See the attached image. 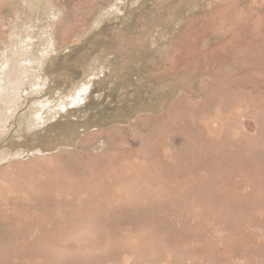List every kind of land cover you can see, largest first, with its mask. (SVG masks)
Returning a JSON list of instances; mask_svg holds the SVG:
<instances>
[{
	"label": "rangeland",
	"instance_id": "obj_1",
	"mask_svg": "<svg viewBox=\"0 0 264 264\" xmlns=\"http://www.w3.org/2000/svg\"><path fill=\"white\" fill-rule=\"evenodd\" d=\"M0 264H264V0H0Z\"/></svg>",
	"mask_w": 264,
	"mask_h": 264
},
{
	"label": "bare ground",
	"instance_id": "obj_2",
	"mask_svg": "<svg viewBox=\"0 0 264 264\" xmlns=\"http://www.w3.org/2000/svg\"><path fill=\"white\" fill-rule=\"evenodd\" d=\"M157 154V153H156ZM51 191V190H50ZM49 194V193H48ZM44 201V200H43ZM44 202H46V201H44ZM39 203H41V202H39ZM47 203V202H46ZM45 206V205H44ZM46 206H48V204H46ZM56 206V205H55ZM35 208H37L38 207V205H37V207L36 206H34ZM33 207V208H34ZM54 207V206H53ZM47 208H49V206L47 207ZM46 208V209H47ZM54 208H56V207H54ZM59 208V207H58ZM20 209H21V206H20ZM59 210V209H58ZM44 211V210H43ZM93 212V211H92ZM21 213V212H20ZM28 213H29V210H28ZM16 214V213H15ZM41 215V214H40ZM37 216V215H36ZM34 217V216H33ZM43 218V217H42ZM38 219V220H40L39 221V225H38V227H41V226H44L45 224H46V222L43 220V219ZM37 223V222H36ZM41 223V224H40ZM24 224V223H23ZM22 228V227H21ZM41 231V230H40Z\"/></svg>",
	"mask_w": 264,
	"mask_h": 264
}]
</instances>
